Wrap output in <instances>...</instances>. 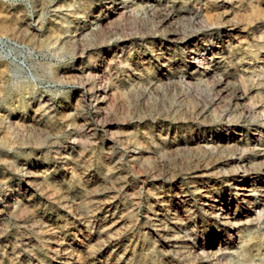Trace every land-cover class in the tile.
Instances as JSON below:
<instances>
[{"label": "rangeland", "instance_id": "1", "mask_svg": "<svg viewBox=\"0 0 264 264\" xmlns=\"http://www.w3.org/2000/svg\"><path fill=\"white\" fill-rule=\"evenodd\" d=\"M0 264H264V0H0Z\"/></svg>", "mask_w": 264, "mask_h": 264}]
</instances>
